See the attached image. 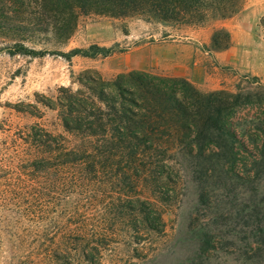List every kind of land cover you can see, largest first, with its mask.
Masks as SVG:
<instances>
[{
	"label": "rangeland",
	"instance_id": "obj_1",
	"mask_svg": "<svg viewBox=\"0 0 264 264\" xmlns=\"http://www.w3.org/2000/svg\"><path fill=\"white\" fill-rule=\"evenodd\" d=\"M39 10L38 0H0V264H264V0H246L221 24L233 39L215 54L221 68L203 48L211 27L171 31L140 17L89 14L65 42L51 32L30 42L6 33L23 25L50 28L53 18L40 19ZM16 44L44 54L12 56ZM93 45L122 52L63 56ZM133 70L183 77L203 91L251 93L258 101L243 103L231 118L240 141L235 157L181 150L156 158L167 166L159 177H141L133 199L164 213L162 233L141 219L140 228H130L116 209L124 198L106 177L84 190L59 182L43 189L23 165L26 128L40 124L64 134L58 111L44 104L61 88L76 91L88 76L111 80ZM78 206L80 216H71ZM79 243L90 245L91 261Z\"/></svg>",
	"mask_w": 264,
	"mask_h": 264
},
{
	"label": "trees",
	"instance_id": "obj_2",
	"mask_svg": "<svg viewBox=\"0 0 264 264\" xmlns=\"http://www.w3.org/2000/svg\"><path fill=\"white\" fill-rule=\"evenodd\" d=\"M245 2L38 0L40 19L53 18V25L50 28L23 25L6 33L19 41L30 42L36 34L51 32L59 42H65L74 34L79 17L89 14L115 19L140 17L171 31L211 27L210 44L203 48L214 60L213 65L221 68L215 54L229 50L233 44L231 32L221 24L237 16ZM169 35L170 31L165 32V36ZM15 47L17 51H9L12 56L44 54L23 44ZM116 52L122 51L93 45L63 53V56L70 60L74 56L107 57ZM252 98L251 93L242 91H203L186 78L142 70L121 73L111 80L97 74L88 76L81 81L80 89L61 88L55 101L44 103L58 111L64 134H54L40 124L23 132L24 169L38 177L43 189L59 182L74 190H84L106 177L112 188L119 191V197L124 198L115 208L121 215L128 216L133 224L130 228H140L138 220L141 219L143 227L162 233L164 213L153 203L133 199L141 177L148 173L159 177L167 166L156 158L181 150L191 154L195 151L199 155L207 150L219 154L231 152L235 157L240 141L231 126V118L243 103L258 102ZM82 208L74 207L71 216H80ZM99 236L107 240L109 234ZM74 246L77 250L83 248L85 259L92 260L85 248L89 244Z\"/></svg>",
	"mask_w": 264,
	"mask_h": 264
},
{
	"label": "crops",
	"instance_id": "obj_3",
	"mask_svg": "<svg viewBox=\"0 0 264 264\" xmlns=\"http://www.w3.org/2000/svg\"><path fill=\"white\" fill-rule=\"evenodd\" d=\"M174 77V76H173Z\"/></svg>",
	"mask_w": 264,
	"mask_h": 264
}]
</instances>
